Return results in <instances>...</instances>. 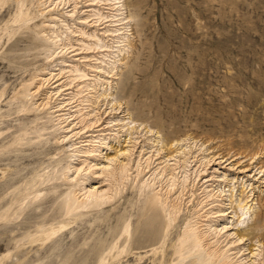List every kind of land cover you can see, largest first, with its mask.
Segmentation results:
<instances>
[{
	"label": "rangeland",
	"instance_id": "obj_1",
	"mask_svg": "<svg viewBox=\"0 0 264 264\" xmlns=\"http://www.w3.org/2000/svg\"><path fill=\"white\" fill-rule=\"evenodd\" d=\"M239 263L264 264V0H0V264Z\"/></svg>",
	"mask_w": 264,
	"mask_h": 264
},
{
	"label": "bare ground",
	"instance_id": "obj_2",
	"mask_svg": "<svg viewBox=\"0 0 264 264\" xmlns=\"http://www.w3.org/2000/svg\"><path fill=\"white\" fill-rule=\"evenodd\" d=\"M75 69V68H74ZM110 160H112V159H114L113 157H111V158H109ZM111 163V162H110ZM108 165H110L109 163L108 164H106V165H104L105 167H107ZM174 177V176H173ZM218 190H220V189H218ZM92 193V191H90V193L89 194H86L85 195V197H92L91 194ZM96 194V193H95ZM94 193H93V197H95V198H102V197H104L103 196V193H99V194H97V195H95ZM105 194V193H104ZM83 198V201L81 202V204H82V206L84 205V203L86 202V200H87V198ZM229 200H231L230 201V203H231V205H232V199H230L229 198ZM250 200V199H249ZM249 200H245V199H241L240 201H239V203H238V205H237V207L239 208V210L241 211L240 212V214H239V212L238 211H236V209L237 208H233L230 212H233V215L232 216H230L231 218H233V220H231L232 222H230L231 224H229L230 226H234L233 228H236L237 229V231H239V232H241V233H244L245 231H246V225H242V226H240V225H238V222L239 221H242L241 220V218L243 217V218H246V215L247 214H249L250 212H251V209L253 208V205H252V203H249ZM76 201H77V199H75L74 198V196L72 195V194H69L68 196H67V198H66V200L64 201L65 203H64V206H65V208L67 209V210H69V212L71 211V210H73V209H75V208H77L78 206H81V204L79 205V202H77L76 203ZM81 201V200H80ZM84 206H87V205H84ZM225 209V208H224ZM66 210V211H67ZM76 210V209H75ZM225 211V210H224ZM227 211V210H226ZM238 212V213H237ZM228 212H224V214H227ZM230 218V219H231ZM242 218V219H243ZM260 218V213H257V220ZM243 223H245V222H243ZM256 223H258V222H256ZM240 224V223H239ZM254 225V224H253ZM226 226H227V223L226 224H224L222 227L223 228H226ZM243 226H245L244 228H243ZM249 227V226H248ZM250 228V227H249ZM255 230H258L257 228H259V226H257V225H255ZM248 230V229H247ZM254 230V231H255ZM259 230H260V228H259ZM194 234V233H193ZM192 234V235H193ZM197 236V239H198V241L200 240V235H199V233L197 234V235H195V237ZM240 237L242 238V236L240 235ZM194 240H195V238H194ZM253 254H255V256H258V254H260L259 253V251L258 252H253ZM208 261V260H207ZM240 264V263H239Z\"/></svg>",
	"mask_w": 264,
	"mask_h": 264
}]
</instances>
